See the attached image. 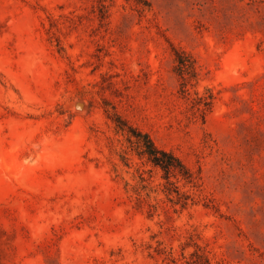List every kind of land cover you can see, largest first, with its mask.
<instances>
[{
    "label": "rangeland",
    "instance_id": "1",
    "mask_svg": "<svg viewBox=\"0 0 264 264\" xmlns=\"http://www.w3.org/2000/svg\"><path fill=\"white\" fill-rule=\"evenodd\" d=\"M0 264H264V0H0Z\"/></svg>",
    "mask_w": 264,
    "mask_h": 264
},
{
    "label": "trees",
    "instance_id": "2",
    "mask_svg": "<svg viewBox=\"0 0 264 264\" xmlns=\"http://www.w3.org/2000/svg\"><path fill=\"white\" fill-rule=\"evenodd\" d=\"M180 61V60H179ZM180 67L183 71L187 70L184 62L180 61ZM122 128V127H121ZM129 142L135 144L138 150V155L145 157L146 162L153 168H159L163 172L165 181L161 183L166 198L174 205L179 204L182 207L188 205L189 200H193V196L185 191H182L178 185L181 178H186V169L181 161L171 152L159 148L152 138L147 133L131 129ZM127 160V157H123ZM151 169H145L138 164L137 172L141 181L150 184V178L146 176ZM172 177L175 179L173 180ZM193 253L190 254L191 259Z\"/></svg>",
    "mask_w": 264,
    "mask_h": 264
}]
</instances>
